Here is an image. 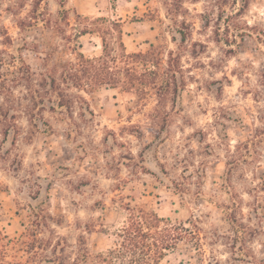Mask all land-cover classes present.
<instances>
[{"label": "rangeland", "instance_id": "374dc122", "mask_svg": "<svg viewBox=\"0 0 264 264\" xmlns=\"http://www.w3.org/2000/svg\"><path fill=\"white\" fill-rule=\"evenodd\" d=\"M236 1L0 0V264L106 251L139 208L188 228L161 264H264V43L247 26L264 29V0ZM121 30L128 53L159 48L158 86L73 88L93 117L76 98L73 119L31 125L21 69L118 49Z\"/></svg>", "mask_w": 264, "mask_h": 264}, {"label": "trees", "instance_id": "16d2710c", "mask_svg": "<svg viewBox=\"0 0 264 264\" xmlns=\"http://www.w3.org/2000/svg\"><path fill=\"white\" fill-rule=\"evenodd\" d=\"M242 9L241 7L236 9L233 14L228 15V18L240 15ZM98 19L103 20L104 18ZM112 24L119 23L113 22ZM247 26L248 29L258 30L256 31L257 38L264 43V29H258L257 26L248 24ZM226 29L229 31L230 26ZM91 32L86 27L79 30L76 36L80 38ZM241 36L244 37V33H241ZM102 40L104 49L100 55L91 57L75 49L77 54L75 61H69L64 67L52 65L40 73L33 71L28 65L21 69L22 72L18 75L17 82L26 81L25 86L30 96L28 99L32 103L26 107V113H28L31 125L39 127L37 117L44 118L43 112L47 107L53 111L60 107L61 113L71 115L73 119L75 104L79 103V99L83 104L80 105V108L88 111L93 117L95 113L89 102L84 97L73 96L69 92L73 88L84 90L93 96L104 85L114 86L122 81L123 77L130 78V76L131 79L135 78L140 81V89L144 93L149 88L158 86L157 78H160L159 68L163 60L158 47L152 45L146 53H128L123 42L122 30L120 31L121 43L118 49L109 50L107 39L103 37ZM226 40L230 42V38ZM138 58L145 66L142 71L132 67V60ZM149 64H153L156 69L149 67ZM151 75H154L153 78ZM148 77L154 81H149V79L147 81ZM171 84V79L168 78L163 79L160 86L171 88ZM81 115H85V113H81ZM187 232L188 228L184 224L173 221L170 217H162L155 210L131 209L129 218L116 233L117 240L108 250L92 254L86 241L81 239L73 264H161L167 251L175 249L184 240ZM58 246L52 250L55 256L52 261L64 264L65 248H60L61 255H59Z\"/></svg>", "mask_w": 264, "mask_h": 264}]
</instances>
